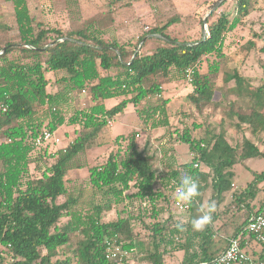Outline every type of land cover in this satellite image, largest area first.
I'll use <instances>...</instances> for the list:
<instances>
[{
  "label": "trees",
  "instance_id": "obj_1",
  "mask_svg": "<svg viewBox=\"0 0 264 264\" xmlns=\"http://www.w3.org/2000/svg\"><path fill=\"white\" fill-rule=\"evenodd\" d=\"M2 1L13 6L18 40L5 38L8 25L0 19V264H132L107 257L109 240L134 250L136 256L139 248L146 250L140 260L148 264H169L166 257L176 251L184 252L180 264H210L231 238H240L242 247L246 238L255 239L247 225L264 210V169L254 171L253 179L240 190L233 187L236 164L264 158V148L251 138L233 145L222 127L218 132L207 127L201 139L193 138L188 127L181 133L177 129L175 140L188 144L192 157L178 163L172 154L174 144L164 148L168 161L159 172L154 157L140 150L135 130L117 135L115 147L100 163L87 165L79 158L97 144L108 130L109 120L130 103L137 108L144 128L170 126L171 99L162 97L163 84L187 80L189 69L192 80L187 96L191 103L200 112L218 106L215 79L226 58L227 39L259 0H236L233 14L210 15L206 37L197 40L167 32L178 17L163 25L159 20L148 33L118 38L119 11L141 0H107L108 9L85 19L78 28L45 19L53 12L51 0L40 4ZM146 1L158 4L161 0ZM148 34L163 41L148 53L142 49L136 53ZM50 73H61L56 84H63L62 89H49ZM225 80H234L233 92L250 103L247 108L236 101L229 103V117L237 120V127L244 125L253 136L261 135L264 143V83L255 86L238 71L227 74ZM83 93L91 103L78 107L75 95ZM113 98L120 100L108 107L106 100ZM143 102L146 104L138 107ZM61 126L74 127L76 136L68 144L55 151L51 149L54 141L33 144L32 139L44 129L56 132ZM32 165L40 175L33 174ZM85 166L89 187L88 196L83 197V189L74 192L68 187L67 177ZM192 180L196 197L191 208L183 211L189 213L188 222H174L172 213L162 221L171 206L176 208L177 185L189 186ZM209 193L208 212H213L198 229L195 210L203 206ZM230 193L235 206L229 225L214 207ZM62 197L65 199L59 202ZM114 208L117 217L105 220ZM138 222L148 229L152 249L136 231ZM72 240V255L58 257L59 250L64 253Z\"/></svg>",
  "mask_w": 264,
  "mask_h": 264
},
{
  "label": "rangeland",
  "instance_id": "obj_2",
  "mask_svg": "<svg viewBox=\"0 0 264 264\" xmlns=\"http://www.w3.org/2000/svg\"><path fill=\"white\" fill-rule=\"evenodd\" d=\"M39 1L48 0H33L35 4H40ZM236 0H161L158 4H150L146 0L134 1L131 8L128 10L119 11L118 13V28L117 34H115L121 40H127L132 35L140 33H148V31L156 24L165 23L171 17H178L179 21L171 25L167 32L173 36H177L180 39L197 40L204 36V28L207 32V23H205L210 15L215 18L222 13L233 14L235 10ZM52 14H46L45 19L52 24L60 23L68 28H78L82 26L85 19L95 15L96 13L108 9L107 0H51ZM0 19L2 22L8 25V31L5 38L10 40H18V30L16 27L15 15L13 6L10 2L0 0ZM244 23L238 26L236 30L229 34L226 42L225 53L226 58L222 66L221 72L215 79L217 84V90L215 93V101L218 102V106H211L206 108L203 112L198 111L188 98L189 81H171L163 84L164 91L163 96L170 98L171 101L168 104L169 121L170 126L159 128H144L138 118L136 107L133 104H129L127 108L115 119H111L112 124L109 123L108 130L102 133L97 139V144L87 148L80 156V161L86 162L87 165H94L100 163L108 157L109 152L115 147V137L119 134H127L133 130L138 132V144L140 150H143L147 154L154 157L153 165L156 171L164 169V163L168 161L167 156H164L163 149H168L174 144L175 150L172 152L173 157H177V162L189 161L192 157L189 152L188 144L183 142H177L175 138L178 136V132L181 133L185 127L190 128L192 137L195 139H201L206 136L207 127L215 129L217 132L220 128H224L228 140L233 145H240L245 137L253 139L261 148H264L262 137L253 136L251 129L242 126L239 128L236 126V119L230 118L229 103L236 101L244 108L250 106L247 99L237 97L233 92L232 87L235 85L234 80L226 81V75L238 71L241 75L250 78L253 85L258 86L264 83V36L262 35V25L264 24V0H259L256 4L255 10L244 19ZM163 41L161 37L157 35L148 34L143 39L136 49L141 50L143 53L151 51L158 43ZM253 43V46H250ZM61 73H50L49 77L52 83L49 87L51 91L56 89H62L63 84H56V80L60 78ZM74 104L78 107H85L89 105L90 99L88 94L83 93L75 95ZM120 99H108L106 105L108 107L114 106ZM146 102H143L138 107H143ZM264 109V108H263ZM194 123H198L201 126L196 128ZM68 133V135L65 134ZM56 134L60 137L61 141L54 145H51L53 151L59 149L62 145H66L71 142L76 134L74 133V127L61 126ZM51 162V160L49 161ZM264 169V158L253 157L246 160L244 164L239 163L234 166L235 175L233 177L234 189L240 190L250 182L254 177V171H262ZM32 172L34 175H40L39 170H36L32 165ZM88 168L85 166L81 169H75L72 174L67 178V185L74 192L81 191L83 189L84 195L88 196ZM211 193V192H210ZM205 195L203 199V206L195 210L197 215V228L201 229L205 226L206 218H209V214L213 212L209 211V201L211 194ZM65 198L59 199V202H63ZM232 193L227 195L217 206L214 207L215 211L221 213V219L231 224V218L234 212ZM143 205V204H142ZM139 206V203L135 204V209ZM144 206V205H143ZM146 206V205H145ZM171 211H166L161 219L164 221L169 213L173 214V220L186 223L189 220V213L183 212L178 208L171 206ZM232 210V211H231ZM118 215L117 209L107 212L105 220H111ZM231 220V221H230ZM66 219H63L65 222ZM146 221H149L146 218ZM222 221V222H223ZM219 222L217 223L220 225ZM148 223V222H146ZM136 231L142 235L145 241L146 247L152 249V243L149 231L138 222L136 225ZM224 233L225 231H220ZM218 239V238H217ZM220 240V237L219 239ZM257 241V240H256ZM220 242V241H219ZM259 247H264V244L257 241ZM224 246L226 244H223ZM74 248V241L71 244L64 247V253L59 250L58 257H64L65 255H72ZM146 250L136 253L131 261L135 264H148V262H142L141 255H145ZM184 252L176 251L173 256H167L166 260L169 264H180Z\"/></svg>",
  "mask_w": 264,
  "mask_h": 264
},
{
  "label": "built area",
  "instance_id": "obj_3",
  "mask_svg": "<svg viewBox=\"0 0 264 264\" xmlns=\"http://www.w3.org/2000/svg\"><path fill=\"white\" fill-rule=\"evenodd\" d=\"M192 70L187 71V80L190 82ZM85 92V91H84ZM112 120L109 123L112 124ZM47 141H54L59 143L60 137L57 136L55 131L44 129L37 136L32 139L35 146H39ZM198 166V163L195 164ZM175 206L181 211H187L192 206V201L196 197L195 182L192 180L189 186L178 184L175 189ZM145 206L146 203H143ZM247 229L252 233L255 239L261 243H264V210L256 215H253L247 225ZM107 257L111 260L123 262L124 260H132V256L135 254L134 250H127L115 240H109L107 242ZM210 264H264V254L254 259L244 247L241 246L240 238H231L224 249V251L218 255Z\"/></svg>",
  "mask_w": 264,
  "mask_h": 264
},
{
  "label": "crops",
  "instance_id": "obj_4",
  "mask_svg": "<svg viewBox=\"0 0 264 264\" xmlns=\"http://www.w3.org/2000/svg\"><path fill=\"white\" fill-rule=\"evenodd\" d=\"M244 248L246 251L254 258H259L261 255L264 254V247H259L258 242L256 239L249 237L244 240ZM178 252H183V251H178Z\"/></svg>",
  "mask_w": 264,
  "mask_h": 264
},
{
  "label": "water",
  "instance_id": "obj_5",
  "mask_svg": "<svg viewBox=\"0 0 264 264\" xmlns=\"http://www.w3.org/2000/svg\"><path fill=\"white\" fill-rule=\"evenodd\" d=\"M206 23V22H205ZM206 35H207V32H206V28H204V36H203V38H205L206 37ZM139 51V49H136V53Z\"/></svg>",
  "mask_w": 264,
  "mask_h": 264
}]
</instances>
